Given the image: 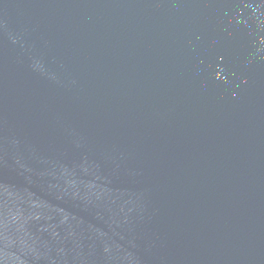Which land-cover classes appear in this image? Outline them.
<instances>
[{
    "label": "water",
    "instance_id": "1",
    "mask_svg": "<svg viewBox=\"0 0 264 264\" xmlns=\"http://www.w3.org/2000/svg\"><path fill=\"white\" fill-rule=\"evenodd\" d=\"M0 264H264V0H0Z\"/></svg>",
    "mask_w": 264,
    "mask_h": 264
}]
</instances>
